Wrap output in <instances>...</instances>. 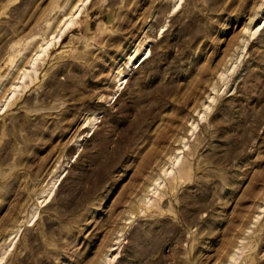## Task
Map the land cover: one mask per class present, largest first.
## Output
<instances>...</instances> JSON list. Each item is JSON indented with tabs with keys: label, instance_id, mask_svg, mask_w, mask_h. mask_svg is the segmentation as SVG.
I'll return each mask as SVG.
<instances>
[{
	"label": "rangeland",
	"instance_id": "374dc122",
	"mask_svg": "<svg viewBox=\"0 0 264 264\" xmlns=\"http://www.w3.org/2000/svg\"><path fill=\"white\" fill-rule=\"evenodd\" d=\"M0 264H264V0H0Z\"/></svg>",
	"mask_w": 264,
	"mask_h": 264
},
{
	"label": "bare ground",
	"instance_id": "6f19581e",
	"mask_svg": "<svg viewBox=\"0 0 264 264\" xmlns=\"http://www.w3.org/2000/svg\"><path fill=\"white\" fill-rule=\"evenodd\" d=\"M48 198H49V197H48ZM48 198H47V199H48Z\"/></svg>",
	"mask_w": 264,
	"mask_h": 264
}]
</instances>
